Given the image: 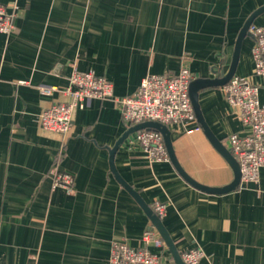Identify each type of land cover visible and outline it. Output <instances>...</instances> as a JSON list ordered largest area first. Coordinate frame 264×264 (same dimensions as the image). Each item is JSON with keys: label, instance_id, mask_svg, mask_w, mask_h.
Listing matches in <instances>:
<instances>
[{"label": "crops", "instance_id": "obj_1", "mask_svg": "<svg viewBox=\"0 0 264 264\" xmlns=\"http://www.w3.org/2000/svg\"><path fill=\"white\" fill-rule=\"evenodd\" d=\"M17 6L13 30L0 33V264H109L113 241L143 246L151 219L141 204L151 210L156 201L166 206L161 223L178 253L201 250L199 264H264V169L256 183L208 193L170 160L153 163L130 146L132 134L113 155L117 175L111 169V151L128 130L117 100L134 94L147 76H174L183 67L194 80L223 78L240 30L264 0H18ZM252 24L264 26V12ZM253 45L247 35L234 76L257 85L264 105ZM73 70L105 78L113 97L87 101L68 136L45 133L40 113L62 101ZM49 88L56 90L45 93ZM198 104L228 151L230 135L247 133L223 86L200 90ZM170 133L176 161L191 180L207 188L233 181L197 121ZM53 168L73 177L71 193L52 187ZM149 250L161 264H175L165 244Z\"/></svg>", "mask_w": 264, "mask_h": 264}, {"label": "built area", "instance_id": "obj_2", "mask_svg": "<svg viewBox=\"0 0 264 264\" xmlns=\"http://www.w3.org/2000/svg\"><path fill=\"white\" fill-rule=\"evenodd\" d=\"M17 1L0 4V33L9 34L18 15ZM248 33L254 39L252 58L253 75L264 79V26L251 24ZM194 80L191 72L183 67L174 76L150 75L144 78L131 96L117 100L122 121L130 129L145 122H155L171 128L185 130L189 123L196 122L189 97V87ZM55 88L45 89V93ZM228 105L236 112L247 129L246 134H233L228 138L229 152L239 166L241 183H256L260 170L264 169V105L258 100V86L248 78L233 76L223 86ZM62 101L46 107L39 116L40 129L49 134L66 137L71 132L74 115L91 99L105 100L113 97V86L94 72L73 70L68 85L60 90ZM199 129V127L197 128ZM130 146H139L153 163L166 162L169 156L163 137L156 131L141 130L128 137ZM52 187L73 191L74 179L64 172L50 170ZM166 206L160 202L151 205L154 216L161 220ZM143 246L131 248L124 241H113L109 264H161L159 255L149 248L160 249L164 243L155 227L150 226L141 238ZM183 264H199L204 254L199 249L180 253Z\"/></svg>", "mask_w": 264, "mask_h": 264}, {"label": "water", "instance_id": "obj_3", "mask_svg": "<svg viewBox=\"0 0 264 264\" xmlns=\"http://www.w3.org/2000/svg\"><path fill=\"white\" fill-rule=\"evenodd\" d=\"M263 12H264V6L260 7L255 12H253V14H251V16L245 22L243 28L240 30V32L237 36V39H236L233 58H232V62L230 64V68H229L228 73L221 79H196V80H193L190 84V87H189V97H190V101H191V104H192V107L194 110L196 121L199 123L201 129L203 130L204 134L206 135L208 140L211 142V144L214 146V148H216V150L224 157V159L228 162V164L232 168L233 173H234L233 181L229 185L222 187V188H207V187L201 186V185L197 184L196 182H194L193 180H191L181 170V168L179 167V165L176 161V158H175V155L173 152V148H172L170 130L167 127L162 126L159 123H155V122H145V123L139 124L137 126H134L130 129H128L123 134L120 141L116 144V146L111 151V169H112V172L114 175H117V174H116L114 167H113V164H112V158H113L114 153L118 150L121 143L130 134H133L137 131H141V130L151 131L152 130V131H156L162 135L164 145L166 147V150H167V153L169 156V160L174 165V167L177 169V171L184 177V179L188 183H190L192 186H194L195 188L203 190V191L208 192V193L222 194V193L232 191L236 187L239 186L240 173H239L238 163L232 157L230 152L222 145V143L212 134V132L208 128L207 124L204 122L202 114L200 112L199 104H198V94H199V91L202 89H206L209 87L224 86L234 76L237 61H238V56H239V52H240L241 43L247 35H250L248 33V28L253 23L254 18ZM118 180L122 184V186L141 204L142 202H141L138 194L136 192H134L128 185H126L120 178H118ZM141 205L144 208V210L147 212L148 216L150 217L151 224L155 227V229H156L157 233L159 234V236L161 237L162 241L167 246V248H168V250H169V252H170V254L174 260V263L175 264H183V262L181 261V258H180V253H178L176 251V249L174 248L166 230L164 229V227L161 223V220L158 219L156 216H154L152 211L146 205H144V204H141Z\"/></svg>", "mask_w": 264, "mask_h": 264}]
</instances>
